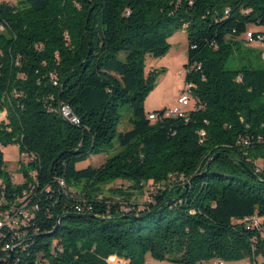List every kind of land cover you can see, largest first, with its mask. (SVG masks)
<instances>
[{"label": "trees", "instance_id": "trees-1", "mask_svg": "<svg viewBox=\"0 0 264 264\" xmlns=\"http://www.w3.org/2000/svg\"><path fill=\"white\" fill-rule=\"evenodd\" d=\"M0 26V198L27 193L31 216L0 264L264 258V68L243 55L247 33L264 35L249 30L264 27V0H13ZM181 29L194 108L150 121L144 103L166 70L145 74V56L164 58ZM12 143L34 157L18 185L1 152ZM116 181L131 191L100 192ZM145 185L156 190L139 208Z\"/></svg>", "mask_w": 264, "mask_h": 264}, {"label": "rangeland", "instance_id": "rangeland-1", "mask_svg": "<svg viewBox=\"0 0 264 264\" xmlns=\"http://www.w3.org/2000/svg\"><path fill=\"white\" fill-rule=\"evenodd\" d=\"M250 31H262L264 33V27L255 28L251 27ZM246 40V39H245ZM170 50L167 55L162 59H154L153 57L146 55L145 56V74H148L150 71L165 69L166 73L159 76L157 79L155 89L148 95L144 103V110L147 115L152 114L153 112L160 111V110H170L176 105V101L178 96L184 91V65L187 62V38L186 33L183 29L177 31L170 39ZM245 52L243 51V55H248L247 58L252 61L257 59L259 65L264 68V44L262 43H255V42H244L243 43ZM246 61H242V63ZM231 65H227V68H230ZM121 120L118 125L117 131L118 132H125L130 129V125L128 120L130 118L129 109L124 106L120 110ZM3 116V115H2ZM3 160L5 163L6 171L12 177V183L15 185L22 183V175L19 172L20 164H22L23 169L28 171L31 175V171L27 167V163L21 160L19 156L18 148L15 144H9L1 149ZM118 152V149L115 148L113 152H110L106 156H112ZM106 156H96L90 157L88 160L80 163L77 165V169H83L87 166H91L94 168L99 167L102 165L106 159ZM250 159V158H249ZM251 162L254 170L258 168H262V161L260 159H250L248 160ZM247 166V165H246ZM128 189V184L121 181H116L111 184L104 185L100 187L101 193L103 195H107V192L110 189ZM131 191L130 189H128ZM156 188L153 185H145L142 190V193H136L133 202L137 204V207H141L145 202H148L150 199V191L155 193ZM175 197V194H173ZM220 260L212 259L209 261H203L197 264H217ZM119 264H124L123 262L118 261ZM117 262V264H118ZM110 264L111 263L109 261ZM146 264H178L169 262L167 260L157 261L151 258L149 255L145 258ZM222 264H264L263 257H257L255 262L245 259L242 261H222Z\"/></svg>", "mask_w": 264, "mask_h": 264}, {"label": "built area", "instance_id": "built-area-1", "mask_svg": "<svg viewBox=\"0 0 264 264\" xmlns=\"http://www.w3.org/2000/svg\"><path fill=\"white\" fill-rule=\"evenodd\" d=\"M0 2L13 3V0H0ZM245 39L250 43L255 42L264 44V35L257 32L247 33ZM51 80L52 84L55 86L56 81L52 75ZM184 86V91L178 96L176 105L172 109L164 111V118H181L184 120L188 119V113L194 108L195 102L191 94L193 86L191 84L185 83ZM58 112L63 118L72 120L75 123V117L71 113L69 107L62 105L58 108ZM148 118L150 121H155L158 119L156 115L151 114H149ZM2 120L3 116L0 113V121ZM19 156L21 157V160L25 161L26 163L33 160L34 158L33 155L28 154H21ZM259 171H261V168L255 170L256 173ZM60 186L64 188V184L62 182L60 183ZM0 189H4V185L1 180ZM27 198L28 194L25 192H23L21 196H18L16 200L11 203L3 202L2 197L0 198V260L2 262H6L10 258V254L14 251L15 247L21 245L26 236L25 232L20 231V229L26 225L27 220H29L31 217L27 209ZM6 238L9 239L6 241ZM217 264L222 263L219 262Z\"/></svg>", "mask_w": 264, "mask_h": 264}, {"label": "water", "instance_id": "water-1", "mask_svg": "<svg viewBox=\"0 0 264 264\" xmlns=\"http://www.w3.org/2000/svg\"><path fill=\"white\" fill-rule=\"evenodd\" d=\"M238 165H239L244 171H246L247 173L254 175V174L251 172V170H250L245 164L239 162Z\"/></svg>", "mask_w": 264, "mask_h": 264}, {"label": "bare ground", "instance_id": "bare-ground-1", "mask_svg": "<svg viewBox=\"0 0 264 264\" xmlns=\"http://www.w3.org/2000/svg\"><path fill=\"white\" fill-rule=\"evenodd\" d=\"M67 120H69V119H67ZM71 123H73V124H76L77 123V121L75 120V123L72 121V120H69Z\"/></svg>", "mask_w": 264, "mask_h": 264}]
</instances>
